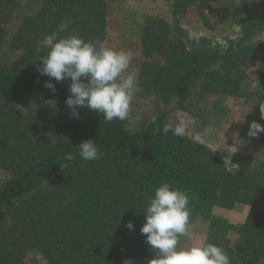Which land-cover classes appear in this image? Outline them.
<instances>
[{
	"label": "trees",
	"instance_id": "obj_1",
	"mask_svg": "<svg viewBox=\"0 0 264 264\" xmlns=\"http://www.w3.org/2000/svg\"><path fill=\"white\" fill-rule=\"evenodd\" d=\"M117 3L39 0L26 11L20 0H0V264H28L34 252L47 264H149L154 251L140 229L162 182L187 191L192 229L207 222V243L223 248L231 264H264V168L239 154L229 165L192 137L163 131L173 112L195 116L212 95L244 98L264 125V72L256 91L244 85L248 61L264 62L263 44L251 40L264 31V0H174L171 19L146 15L130 50L139 95L153 108L136 127L129 116L108 122L83 107L71 117V79L38 71L49 51L40 42L61 21L70 22L61 37L78 34L110 47ZM211 8L242 37L226 45L190 42L184 18L196 11L208 27ZM10 52L15 57L7 60ZM256 138L264 145V133ZM89 139L102 159L80 157ZM238 204L248 208L238 226L215 214Z\"/></svg>",
	"mask_w": 264,
	"mask_h": 264
},
{
	"label": "clouds",
	"instance_id": "obj_2",
	"mask_svg": "<svg viewBox=\"0 0 264 264\" xmlns=\"http://www.w3.org/2000/svg\"><path fill=\"white\" fill-rule=\"evenodd\" d=\"M69 23L68 20L61 21L57 30L40 42L49 51L41 59L42 66L38 71L57 82L71 79L70 95L66 99L71 117H78V109L83 107L97 111L108 122L126 120L133 98L140 90L137 75L128 72L134 53L115 50L100 41H86L78 34L61 37L60 33L69 31ZM46 87L55 89L51 82ZM259 111L260 119L264 120V102L259 104ZM163 131L183 136L186 128L181 122L174 128L166 125ZM261 133H264V125L253 121L248 136L257 137ZM78 149L85 161L99 160L104 155L97 142L91 139L83 141ZM192 211L191 197L186 190L167 182L155 189L140 229L154 251L155 258L149 264H231L227 252L214 243L192 247L180 245L182 237L195 238ZM127 228L134 230V223L130 221Z\"/></svg>",
	"mask_w": 264,
	"mask_h": 264
},
{
	"label": "rangeland",
	"instance_id": "obj_3",
	"mask_svg": "<svg viewBox=\"0 0 264 264\" xmlns=\"http://www.w3.org/2000/svg\"><path fill=\"white\" fill-rule=\"evenodd\" d=\"M39 1V0H38ZM37 0H20L26 11L32 10ZM174 0H118L117 7L111 16V38L108 45L115 50H130L134 47L139 35V28L146 15L158 16L163 19H171L172 5ZM207 15L210 19V26H206L198 12H190L183 20V25L189 32L190 42H208L210 45H226L228 40H235L242 37L238 25L229 27L220 13L209 9ZM251 40L260 42L264 48V31L255 33ZM134 58L136 59V52ZM15 57L11 52L6 59ZM134 61L132 60L128 72H134ZM247 78L245 87L247 91L258 89V75L264 72V62L261 60L248 61L246 69ZM150 99L142 98L137 92L131 103L129 119L131 127L147 119L152 113ZM254 121L251 115V107L244 98L234 99L219 95L207 97L200 104L195 116L185 112H173L170 124L172 127L183 122L186 128L185 135L192 137L214 152L222 156L230 165L235 154L250 156L253 158V165L264 168V145L256 137H249L250 124ZM5 173L0 170V180ZM248 213L245 205L238 204L231 211L218 209L216 215L223 217L234 226L240 225ZM193 229L196 232L208 230V223L198 222ZM187 238L182 243H186ZM28 264H47L39 252L31 253L27 259Z\"/></svg>",
	"mask_w": 264,
	"mask_h": 264
},
{
	"label": "crops",
	"instance_id": "obj_4",
	"mask_svg": "<svg viewBox=\"0 0 264 264\" xmlns=\"http://www.w3.org/2000/svg\"><path fill=\"white\" fill-rule=\"evenodd\" d=\"M193 232L195 234V238L191 240L187 238L186 243L184 244V247L199 246V245H203L207 243V240H208L207 229L201 232H196L193 229Z\"/></svg>",
	"mask_w": 264,
	"mask_h": 264
}]
</instances>
